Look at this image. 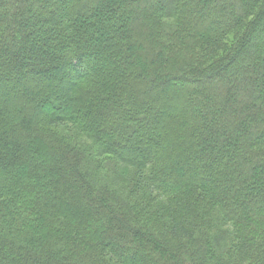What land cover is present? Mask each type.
Instances as JSON below:
<instances>
[{"label": "trees", "instance_id": "16d2710c", "mask_svg": "<svg viewBox=\"0 0 264 264\" xmlns=\"http://www.w3.org/2000/svg\"><path fill=\"white\" fill-rule=\"evenodd\" d=\"M0 264H264V0H0Z\"/></svg>", "mask_w": 264, "mask_h": 264}]
</instances>
